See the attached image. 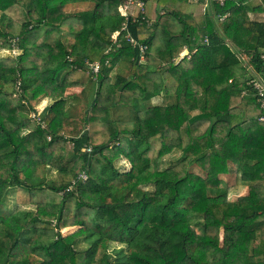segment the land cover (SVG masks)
<instances>
[{
    "label": "trees",
    "instance_id": "16d2710c",
    "mask_svg": "<svg viewBox=\"0 0 264 264\" xmlns=\"http://www.w3.org/2000/svg\"><path fill=\"white\" fill-rule=\"evenodd\" d=\"M200 1L145 0L141 53L123 0H0V264H264V0Z\"/></svg>",
    "mask_w": 264,
    "mask_h": 264
},
{
    "label": "rangeland",
    "instance_id": "374dc122",
    "mask_svg": "<svg viewBox=\"0 0 264 264\" xmlns=\"http://www.w3.org/2000/svg\"><path fill=\"white\" fill-rule=\"evenodd\" d=\"M210 1V0H209ZM206 0L200 1L198 2V5L196 7V14H203V12L205 11V9L208 7V3ZM213 1V0H212ZM216 1H221V0H216ZM205 2L207 3V6H204ZM89 8V5L87 3H78V4H74V5H70L67 7V11H77V10H83V9H87ZM6 16L11 17L13 20H15L16 22H23L24 20H26V13H25V9L22 5H15L13 7H11L10 9H8L5 12ZM251 18L253 19H257V20H264V13L263 14H258V15H251ZM17 53V51H12V50H8V49H0V57L1 58H14L15 54ZM119 68H114L110 75L113 76L116 74V72H122L125 73L126 72V65H120L118 66ZM250 73L252 75H254L253 71L250 69ZM167 100H165L163 97H155L151 100L152 104H164L166 103ZM44 107H46V103L43 104V102L40 104L39 106V110L43 109ZM113 116L116 118H122L125 119L128 117V114L126 112L125 109H119L117 111H115L113 113ZM71 146L70 144L67 145V153L68 155L71 154ZM179 155L178 152H173L172 154L168 155L165 157V160H172L177 158ZM115 164L117 167L122 168H128V164L127 162H125L123 159H119L117 161H115ZM192 171L199 173L200 171L197 168L192 167ZM49 179H55L56 178V174L54 172H50L48 175ZM222 180V184L224 187H227V191H228V199L231 200L233 198H235L236 196L242 194L245 191V186L242 187L238 175H236L235 173H230L229 175L226 176H222L221 177ZM7 205L9 207V209H25V208H31L32 205H29L28 203V196L26 194V192H24L21 189H15L12 194L8 197L7 199ZM75 230V228H67V229H63L61 231V233L63 235H67L71 232H73Z\"/></svg>",
    "mask_w": 264,
    "mask_h": 264
},
{
    "label": "built area",
    "instance_id": "2783aa9c",
    "mask_svg": "<svg viewBox=\"0 0 264 264\" xmlns=\"http://www.w3.org/2000/svg\"><path fill=\"white\" fill-rule=\"evenodd\" d=\"M207 2L209 0H206ZM212 1V0H210ZM209 1V3H210ZM223 0L219 1L222 2ZM208 3V4H209ZM204 6H207V3L205 2ZM145 8V0H123L121 4V12L124 16V21L120 26V29L113 33L111 42L113 45L117 44L118 42V36L121 32L125 33V39L126 41L132 46V47H138L141 53H143L146 49V46L139 44L134 38L130 35L128 32V20L130 18H136L139 15H142L144 13ZM12 51H16V49H13ZM15 54V53H14ZM142 59V58H141ZM242 59H245L243 56ZM89 69L92 73H96L99 70V63L93 62L89 63ZM249 84L252 86V88L256 92L257 99L259 101L260 108L264 109V77L261 75H253V77L250 79ZM16 90H19V83L16 84ZM19 92V91H18ZM16 95V94H15ZM29 117L36 120L37 122L40 121L38 118V115L36 113H30ZM260 120L264 121V117H261ZM43 126V125H42ZM86 151H90V148H86ZM81 179H85L86 175L81 174Z\"/></svg>",
    "mask_w": 264,
    "mask_h": 264
},
{
    "label": "crops",
    "instance_id": "0c3cea01",
    "mask_svg": "<svg viewBox=\"0 0 264 264\" xmlns=\"http://www.w3.org/2000/svg\"><path fill=\"white\" fill-rule=\"evenodd\" d=\"M46 103V105L47 104H49L50 102L48 101V100H45L44 102H43V104H45Z\"/></svg>",
    "mask_w": 264,
    "mask_h": 264
}]
</instances>
